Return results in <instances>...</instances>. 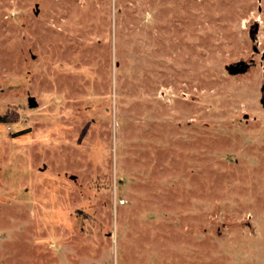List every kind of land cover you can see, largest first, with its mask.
<instances>
[{
    "label": "rangeland",
    "instance_id": "rangeland-1",
    "mask_svg": "<svg viewBox=\"0 0 264 264\" xmlns=\"http://www.w3.org/2000/svg\"><path fill=\"white\" fill-rule=\"evenodd\" d=\"M263 83L264 0H0V264H264Z\"/></svg>",
    "mask_w": 264,
    "mask_h": 264
},
{
    "label": "water",
    "instance_id": "water-1",
    "mask_svg": "<svg viewBox=\"0 0 264 264\" xmlns=\"http://www.w3.org/2000/svg\"><path fill=\"white\" fill-rule=\"evenodd\" d=\"M256 51V49H255ZM263 57V56H262ZM249 67V63H247L246 61H237L234 63H230L228 65L225 66V69L227 70V72L229 74H237V73H244ZM261 93H263L264 91V83L261 86ZM260 103L262 104V106L264 107V97L261 95L260 97Z\"/></svg>",
    "mask_w": 264,
    "mask_h": 264
},
{
    "label": "trees",
    "instance_id": "trees-1",
    "mask_svg": "<svg viewBox=\"0 0 264 264\" xmlns=\"http://www.w3.org/2000/svg\"><path fill=\"white\" fill-rule=\"evenodd\" d=\"M3 121H4V119H1V118H0V122H3Z\"/></svg>",
    "mask_w": 264,
    "mask_h": 264
}]
</instances>
